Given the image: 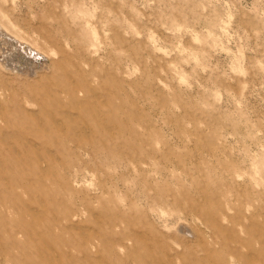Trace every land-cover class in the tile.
Instances as JSON below:
<instances>
[{"label": "rangeland", "instance_id": "1", "mask_svg": "<svg viewBox=\"0 0 264 264\" xmlns=\"http://www.w3.org/2000/svg\"><path fill=\"white\" fill-rule=\"evenodd\" d=\"M0 27V264H264V0H0Z\"/></svg>", "mask_w": 264, "mask_h": 264}, {"label": "bare ground", "instance_id": "2", "mask_svg": "<svg viewBox=\"0 0 264 264\" xmlns=\"http://www.w3.org/2000/svg\"><path fill=\"white\" fill-rule=\"evenodd\" d=\"M1 36H3V35H1ZM5 39H6L5 41L9 42V44L12 46L11 47L12 50H11V52L9 54H7L6 58H7V63L10 65V67L13 70H21V68H18V67L15 66L16 65L15 62L20 63L22 61L23 57L24 58L28 57V59H29L30 57H33L34 55H36L35 59H37V60H41L42 59L41 57H43V54L37 53V51L33 50V48H31L30 46H26L23 42L18 41L13 36H10V35L7 34V38L5 37Z\"/></svg>", "mask_w": 264, "mask_h": 264}]
</instances>
